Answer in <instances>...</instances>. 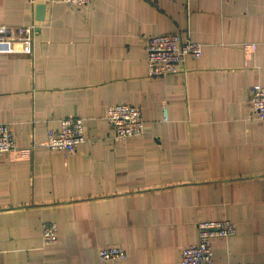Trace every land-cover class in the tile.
<instances>
[{
    "label": "crops",
    "instance_id": "obj_1",
    "mask_svg": "<svg viewBox=\"0 0 264 264\" xmlns=\"http://www.w3.org/2000/svg\"><path fill=\"white\" fill-rule=\"evenodd\" d=\"M35 24L29 52L17 27ZM202 43L183 71L149 74L148 37ZM0 122L18 151L0 154V264H179L205 220H231L215 264H264V0H0ZM140 107L144 132L113 139L107 107ZM68 115L86 141L42 144ZM54 222L58 241L45 244Z\"/></svg>",
    "mask_w": 264,
    "mask_h": 264
},
{
    "label": "built area",
    "instance_id": "obj_2",
    "mask_svg": "<svg viewBox=\"0 0 264 264\" xmlns=\"http://www.w3.org/2000/svg\"><path fill=\"white\" fill-rule=\"evenodd\" d=\"M61 1L72 8L86 5L91 0H52ZM18 34L23 37L25 50L29 52L30 39L34 34L35 24L17 27ZM2 52L6 43L1 40ZM202 43L192 41L184 32L158 34L148 37L146 44V62L150 75L167 76L183 71L187 56L199 57ZM250 104L252 111L264 118V85L252 87ZM106 119L110 124V137L123 139L140 136L144 132V121L139 106L120 102L107 107ZM60 129L48 131L47 139L42 143L52 150H59L65 155L75 153L81 143L86 141L85 121L83 117L68 115L60 120ZM18 151L14 131L10 123L0 122V154ZM198 241L184 247L179 264H215L213 240L225 239L236 233L235 224L228 219L205 220L198 224ZM42 237L45 244L58 241V228L54 222H46L42 226ZM101 264H123L127 254L121 247H104L99 249ZM229 264H255L236 262Z\"/></svg>",
    "mask_w": 264,
    "mask_h": 264
}]
</instances>
